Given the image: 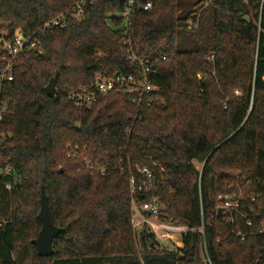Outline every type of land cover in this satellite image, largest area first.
<instances>
[{
  "label": "trees",
  "instance_id": "16d2710c",
  "mask_svg": "<svg viewBox=\"0 0 264 264\" xmlns=\"http://www.w3.org/2000/svg\"><path fill=\"white\" fill-rule=\"evenodd\" d=\"M135 1L150 9L131 15L127 38L124 2L93 0L80 20L36 33L42 53L16 58L3 85L0 264H264V0ZM72 2L0 0V28L33 33ZM131 55L156 61L151 83L162 102L137 108L116 92L89 106L68 100L97 78L138 77ZM82 155L105 173L91 174ZM155 165L163 171L132 198H156L157 212L145 216L187 229L174 248L146 224L131 226L129 174L137 181L135 166ZM41 184L63 230L47 257L31 243ZM239 189L237 210L221 212L218 196Z\"/></svg>",
  "mask_w": 264,
  "mask_h": 264
},
{
  "label": "built area",
  "instance_id": "2783aa9c",
  "mask_svg": "<svg viewBox=\"0 0 264 264\" xmlns=\"http://www.w3.org/2000/svg\"><path fill=\"white\" fill-rule=\"evenodd\" d=\"M124 2V9L121 12L122 25L121 31L128 37V30L130 26V17L138 9L148 11L150 3L137 4L135 0H120ZM93 0H73L63 12L55 15L51 19L44 22L33 33H27L21 29H15L12 33H0V45L3 49V54L0 56V145L8 138L7 133L1 129V124L4 122L6 116L10 114V109L7 101L3 95V85L13 79V66L16 58L24 51L34 50L37 53H42V48L39 40L36 37L38 32H50L55 28H64L70 20H80L84 16L85 8L91 4ZM126 45H130L128 39L123 41ZM132 62H137L141 68L139 76L132 74H116L109 78H97L88 84H82L75 87L68 95V100L75 107L89 106L93 104L98 96L106 95L110 92L124 93L131 96V100L137 108L141 105L151 106L158 102H162L158 98L154 90V85L151 83V76L154 74V65L156 61L145 62L136 58L134 55L130 57ZM162 59H165L163 56ZM200 78V76H198ZM78 148L68 147L66 156L74 158L79 156ZM82 161L86 170L91 174L103 175L105 167L93 163L88 157L82 155ZM7 167L2 173H8ZM154 170L162 172L161 166H156L155 169L148 166H135V171L141 178L135 180L133 174H129V191L131 195L130 210H131V226L134 232L141 224H146L148 230L155 236L158 241H166L181 243L182 237L187 229L183 227L181 230H176V226L166 225L156 220V217L147 218L146 212L156 213L159 208V202L156 198L149 202L137 203L133 198L135 186L146 189L153 184ZM9 189L10 185H6ZM235 198L234 200L232 198ZM242 198V192L239 189L236 194L229 196L228 194L218 196L219 207L221 212L236 211L238 208V200ZM259 234H264V221L257 229Z\"/></svg>",
  "mask_w": 264,
  "mask_h": 264
},
{
  "label": "water",
  "instance_id": "95a60500",
  "mask_svg": "<svg viewBox=\"0 0 264 264\" xmlns=\"http://www.w3.org/2000/svg\"><path fill=\"white\" fill-rule=\"evenodd\" d=\"M46 96L52 98L55 96V80L51 78L45 87ZM235 199L234 197L232 198ZM39 211L37 219L40 222V230L37 236L31 240V243L36 248L38 256L47 257L53 254L52 241L54 237L60 234L63 230L53 224L49 215L47 204V196L43 184L39 188ZM220 210V209H219ZM153 242H151L152 244Z\"/></svg>",
  "mask_w": 264,
  "mask_h": 264
},
{
  "label": "rangeland",
  "instance_id": "374dc122",
  "mask_svg": "<svg viewBox=\"0 0 264 264\" xmlns=\"http://www.w3.org/2000/svg\"><path fill=\"white\" fill-rule=\"evenodd\" d=\"M8 32V29L6 27H2L0 28V33H6ZM236 94H238V92H235ZM199 166V165H197ZM176 230H181L183 228V226H176L175 227ZM159 244L161 246H167L168 248H174L175 246H181L182 245V242L181 243H177V245L175 243H171V242H166V241H159Z\"/></svg>",
  "mask_w": 264,
  "mask_h": 264
}]
</instances>
